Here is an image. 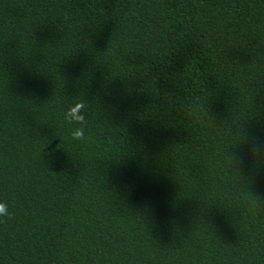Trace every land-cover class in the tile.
Listing matches in <instances>:
<instances>
[{
    "label": "trees",
    "instance_id": "1",
    "mask_svg": "<svg viewBox=\"0 0 264 264\" xmlns=\"http://www.w3.org/2000/svg\"><path fill=\"white\" fill-rule=\"evenodd\" d=\"M241 119L264 140V0H0V264H264Z\"/></svg>",
    "mask_w": 264,
    "mask_h": 264
},
{
    "label": "clouds",
    "instance_id": "2",
    "mask_svg": "<svg viewBox=\"0 0 264 264\" xmlns=\"http://www.w3.org/2000/svg\"><path fill=\"white\" fill-rule=\"evenodd\" d=\"M85 105L81 101H74L69 104L63 113V119L68 123L79 125L69 132L71 138L77 142H83L87 139V131L85 130L87 120L84 115ZM232 122L234 127L231 131L224 130L222 137V152L224 161L228 160H243V149H247L248 159L254 165L264 164V140H260L252 135L247 128H245L240 121ZM229 147L236 149L235 152L229 153L226 151ZM251 204L261 209L260 205L253 200ZM9 215L8 205L0 201V217H7Z\"/></svg>",
    "mask_w": 264,
    "mask_h": 264
}]
</instances>
